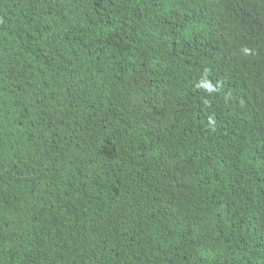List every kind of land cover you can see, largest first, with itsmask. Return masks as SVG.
Instances as JSON below:
<instances>
[{
  "label": "trees",
  "instance_id": "1",
  "mask_svg": "<svg viewBox=\"0 0 264 264\" xmlns=\"http://www.w3.org/2000/svg\"><path fill=\"white\" fill-rule=\"evenodd\" d=\"M0 264H264V0H0Z\"/></svg>",
  "mask_w": 264,
  "mask_h": 264
}]
</instances>
